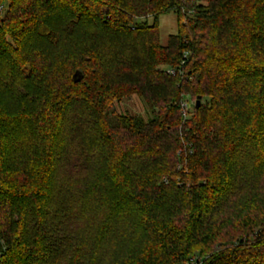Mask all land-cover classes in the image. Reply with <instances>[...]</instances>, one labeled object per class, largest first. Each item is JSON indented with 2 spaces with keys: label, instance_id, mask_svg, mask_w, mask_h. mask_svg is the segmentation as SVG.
<instances>
[{
  "label": "trees",
  "instance_id": "trees-1",
  "mask_svg": "<svg viewBox=\"0 0 264 264\" xmlns=\"http://www.w3.org/2000/svg\"><path fill=\"white\" fill-rule=\"evenodd\" d=\"M0 5V264H264V0Z\"/></svg>",
  "mask_w": 264,
  "mask_h": 264
},
{
  "label": "rangeland",
  "instance_id": "rangeland-1",
  "mask_svg": "<svg viewBox=\"0 0 264 264\" xmlns=\"http://www.w3.org/2000/svg\"><path fill=\"white\" fill-rule=\"evenodd\" d=\"M198 2L203 4L206 2V0H198ZM157 20H158L159 42L161 43V45H165L167 42V37L171 34H174L177 29V22H176L175 14L173 12L160 14ZM147 21L148 23H151L152 17H148ZM147 107L148 106H146L136 96H131L129 99H126L122 101L121 103L115 104V108L119 112H127L130 114L142 116L144 118H146V112L148 110ZM110 248L108 249L110 250ZM120 249H121V252L125 251L123 247H121ZM109 250L107 252L108 254H111ZM115 252H118V249H116ZM115 255L117 254L115 253Z\"/></svg>",
  "mask_w": 264,
  "mask_h": 264
},
{
  "label": "built area",
  "instance_id": "built-area-1",
  "mask_svg": "<svg viewBox=\"0 0 264 264\" xmlns=\"http://www.w3.org/2000/svg\"><path fill=\"white\" fill-rule=\"evenodd\" d=\"M2 5H0V10L2 9ZM166 72L168 73V74H174V69L173 68H168V69H166ZM182 106H183V111H185V110H189V109H191V107H192V103L191 102H188V101H184L183 103H182ZM1 253H2V251H1V249H0V258H1ZM196 262V259L195 258H190L189 260H187L186 262H184L183 264H194Z\"/></svg>",
  "mask_w": 264,
  "mask_h": 264
},
{
  "label": "water",
  "instance_id": "water-1",
  "mask_svg": "<svg viewBox=\"0 0 264 264\" xmlns=\"http://www.w3.org/2000/svg\"><path fill=\"white\" fill-rule=\"evenodd\" d=\"M76 75H78L77 78H76ZM72 77H73V79H75V78H76V79H79V77H80V73H79L78 71H75ZM195 100H196V101H195L196 107H198L199 102H200V96L198 95V96L196 97Z\"/></svg>",
  "mask_w": 264,
  "mask_h": 264
}]
</instances>
